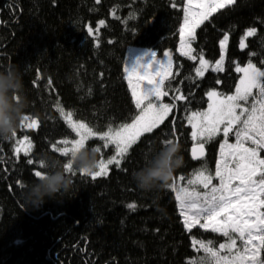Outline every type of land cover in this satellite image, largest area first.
<instances>
[{
    "label": "trees",
    "instance_id": "1",
    "mask_svg": "<svg viewBox=\"0 0 264 264\" xmlns=\"http://www.w3.org/2000/svg\"><path fill=\"white\" fill-rule=\"evenodd\" d=\"M180 0H0V71L17 66L30 101L25 114L39 119V127L17 129L16 137L0 140V264H188L197 253L192 237L221 240L222 236L199 228L183 227L175 193L164 187L145 193L132 179L134 171L158 151L165 140L181 146L183 164L172 176L191 178L207 161L214 175L218 138L205 146L203 160L193 161L190 111L206 108L209 90L234 91L235 65L264 60V0H235L196 30L197 54L214 63L220 55L219 40L227 33L225 71H207L196 77L197 60L177 52L178 29L183 23ZM100 20L105 24L97 41L88 35ZM255 27L257 34L240 37ZM111 41V43H109ZM136 46L173 56L171 81L187 99L177 101L169 119L133 146L121 168L110 166L109 175L95 180L77 172L67 194L28 207L21 198L20 183L34 181V171L44 154L66 161L51 150V143L74 139L57 111H65L104 131L131 123L138 114L123 76L126 49ZM187 77V78H186ZM49 80L52 82L49 85ZM219 81V83H218ZM175 129V131H174ZM28 135L34 148L25 156L15 152L16 140ZM93 138L88 147L101 145ZM62 146V145H61ZM103 154L106 150L102 149ZM101 153H98V159ZM33 163L29 164L28 160ZM187 181V180H184ZM19 182V183H18ZM135 203L136 208L126 205Z\"/></svg>",
    "mask_w": 264,
    "mask_h": 264
},
{
    "label": "snow or ice",
    "instance_id": "2",
    "mask_svg": "<svg viewBox=\"0 0 264 264\" xmlns=\"http://www.w3.org/2000/svg\"><path fill=\"white\" fill-rule=\"evenodd\" d=\"M234 3L235 0H186L184 3L177 51L189 60L198 59L196 77H204L209 69L217 73L225 71V52L229 41L227 33L219 40L220 56L214 64L205 59L202 52L197 54L193 42L196 40V30L201 25L209 21L214 13ZM104 24L105 21L100 20L95 29L88 28V35L97 41V47ZM256 34L255 27L245 31L240 39L241 50L247 46L245 39ZM146 55L147 62L141 64L138 60L136 67L124 69V79L138 110V114L131 118V123L114 125L110 122L106 130L99 131L87 122L74 119V112L65 111L57 100V111L76 138H64L51 143V150L68 158L77 145L88 147L93 138L101 141V145L91 147L96 153H101L98 170L86 175L93 180L109 175V166L121 168L133 146L145 134L152 133L169 119L177 101L187 99L178 94L171 96V103L164 102L170 92H180L179 88L171 84L176 75L173 73L172 53L165 51L162 59L158 58L157 52ZM251 55L255 54H250L249 61L243 66L239 63L235 65V72L240 77L232 94L209 90L206 93V110H186L190 111L186 119L192 129L193 160H203L205 146L221 133L223 135L215 174L209 171L205 160L199 169L194 170L191 178L183 175L179 177L180 181L187 180L186 184L181 185L174 180L166 187L175 193L176 205L186 231L191 233L193 229L199 228L225 238L217 246L215 240L193 237V248L197 253L203 252V256L191 259L188 264H264V67L252 62ZM259 63L264 65V60ZM48 83L51 85L52 82L49 80ZM39 123L38 118L25 114L19 127L36 130ZM16 135L14 132L11 138ZM230 136L235 137L234 143L229 142ZM172 141L169 139L164 143ZM16 144L22 147H16L15 152L23 151L25 156L34 148L28 135L16 140ZM110 146H114V155L105 158L102 149H109ZM145 159H148L147 156ZM28 163L32 164L33 160L29 159ZM38 167L43 168L41 161ZM65 169L68 174H77L70 163H65ZM41 175V170L34 171L35 177ZM214 180L218 183H213ZM20 187H23L22 183ZM126 206L134 210L137 205L129 203Z\"/></svg>",
    "mask_w": 264,
    "mask_h": 264
},
{
    "label": "clouds",
    "instance_id": "3",
    "mask_svg": "<svg viewBox=\"0 0 264 264\" xmlns=\"http://www.w3.org/2000/svg\"><path fill=\"white\" fill-rule=\"evenodd\" d=\"M30 101L25 92L22 74L17 66L0 71V140H8L17 131ZM181 146L172 141L164 143L138 170L132 174L136 187L148 193L167 186L177 168L182 166ZM42 175L23 184L21 198L28 207H38L45 199L67 194L73 187V177L65 163L79 173L91 175L98 170V153L92 148L77 147L66 161L44 154Z\"/></svg>",
    "mask_w": 264,
    "mask_h": 264
},
{
    "label": "rangeland",
    "instance_id": "4",
    "mask_svg": "<svg viewBox=\"0 0 264 264\" xmlns=\"http://www.w3.org/2000/svg\"><path fill=\"white\" fill-rule=\"evenodd\" d=\"M172 1H175V0H172ZM181 1V5H176V6H178L179 8H181V11H182V16L184 15L183 14V6H184V3H186V0H180ZM245 33V32H244ZM244 35V34H243ZM242 35V36H243ZM241 36V37H242ZM178 37H179V29H178ZM241 37H240V39H241ZM248 38V37H247ZM246 38V39H247ZM246 39H245V44H246ZM179 43H180V37H179V42H178V46H177V49L179 48ZM239 44H240V40H239ZM149 52H155L154 50H152V49H146V48H141V47H136V46H129V47H127V49H126V53H125V57H124V62H123V76H125V71H124V69H125V67H129V68H132V67H136L137 66V61L139 60L140 61V63L141 64H143V63H145V62H147V60H148V56L146 55L147 53H149ZM165 52V51H164ZM163 52V53H164ZM178 52V51H177ZM163 53L161 54V55H159L158 54V58H160V59H162L163 58ZM179 53V52H178ZM220 56V55H219ZM205 58V57H204ZM206 59V58H205ZM217 59H219V57L217 58ZM216 59V60H217ZM215 63V62H214ZM213 63V64H214ZM199 66V61H198V59H197V67ZM241 66H243V65H241ZM210 70V69H209ZM238 74V77H237V82H238V80H239V77H240V74L239 73H237ZM126 81V80H125ZM236 82V83H237ZM126 84H127V81H126ZM236 86V85H235ZM128 87V86H127ZM129 90V89H128ZM212 90H214V89H212ZM234 91H235V88H234ZM233 91V92H234ZM129 92H130V90H129ZM232 92V93H233ZM232 93H229V94H232ZM130 95H131V93H130ZM132 98V97H131ZM164 102L165 103H170L169 101H166L165 99H164ZM207 106H208V98H207V104H206V108H204L203 110H201V111H204V110H206L207 109ZM187 125L190 127V136H191V132H192V129H191V126L188 124V122H187ZM76 138V137H75ZM216 138H218V141H217V144L216 145H213L212 144V147H213V149H214V151H215V157H216V161H217V159L219 158V151H220V143L223 141V135H222V133L220 134V135H218ZM101 142V141H100ZM213 142V140L210 142V145H211V143ZM229 142L230 143H234L235 142V137L234 136H230L229 137ZM111 149V150H110ZM106 150V154H105V158H107V157H110L111 155H114V146H110V148L109 149H105ZM262 155H264V154H262ZM216 161H215V168H216ZM109 169H110V166H109ZM214 174H215V170H214ZM104 177V176H103ZM99 178V177H98ZM175 181L178 183V184H186V182L187 181H180L179 180V178L178 179H175ZM213 183H218V181H216V180H214L213 181ZM178 212H179V210H178ZM180 215V214H179ZM181 217V216H180ZM181 221H182V217H181ZM183 223V222H182ZM201 230H203V229H201ZM217 235H219V234H217ZM192 239H193V237H192ZM224 240H225V238L224 237H222V239L221 240H215V241H217V246H218V244L219 243H222V242H224ZM199 256V255H198Z\"/></svg>",
    "mask_w": 264,
    "mask_h": 264
},
{
    "label": "water",
    "instance_id": "5",
    "mask_svg": "<svg viewBox=\"0 0 264 264\" xmlns=\"http://www.w3.org/2000/svg\"><path fill=\"white\" fill-rule=\"evenodd\" d=\"M192 148V147H191ZM191 148H190V151H189V155H190V158L192 159V156H191ZM205 155H206V150H205ZM193 160V159H192ZM193 161H199V160H193Z\"/></svg>",
    "mask_w": 264,
    "mask_h": 264
}]
</instances>
